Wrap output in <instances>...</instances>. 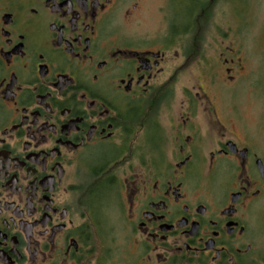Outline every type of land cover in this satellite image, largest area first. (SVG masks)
<instances>
[{
	"label": "flooded vegetation",
	"instance_id": "obj_1",
	"mask_svg": "<svg viewBox=\"0 0 264 264\" xmlns=\"http://www.w3.org/2000/svg\"><path fill=\"white\" fill-rule=\"evenodd\" d=\"M154 1L0 0V264H264L239 8Z\"/></svg>",
	"mask_w": 264,
	"mask_h": 264
},
{
	"label": "rangeland",
	"instance_id": "obj_2",
	"mask_svg": "<svg viewBox=\"0 0 264 264\" xmlns=\"http://www.w3.org/2000/svg\"><path fill=\"white\" fill-rule=\"evenodd\" d=\"M155 4H158L157 0L151 8L152 18L142 23V28L147 32H155L161 27L155 14L158 5ZM235 5L239 8L240 20L234 6L220 4L212 7L210 33L221 34L227 39L228 46L233 43L232 47L240 50L244 71L236 90L238 100L243 101L245 122L254 130L260 105L264 103L259 100L264 96V0H235ZM236 33L241 36L239 44L236 43Z\"/></svg>",
	"mask_w": 264,
	"mask_h": 264
}]
</instances>
